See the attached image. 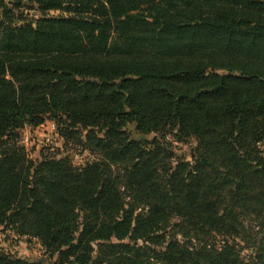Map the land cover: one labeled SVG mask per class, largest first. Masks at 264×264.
Listing matches in <instances>:
<instances>
[{
	"label": "trees",
	"instance_id": "trees-1",
	"mask_svg": "<svg viewBox=\"0 0 264 264\" xmlns=\"http://www.w3.org/2000/svg\"><path fill=\"white\" fill-rule=\"evenodd\" d=\"M47 119L93 160H31ZM0 227L55 264H264V0H0Z\"/></svg>",
	"mask_w": 264,
	"mask_h": 264
},
{
	"label": "rangeland",
	"instance_id": "rangeland-1",
	"mask_svg": "<svg viewBox=\"0 0 264 264\" xmlns=\"http://www.w3.org/2000/svg\"><path fill=\"white\" fill-rule=\"evenodd\" d=\"M10 6V3H7ZM23 15L25 22L33 21L38 16L27 9V4L23 2L18 9ZM60 12H48V17L61 16ZM149 138L152 135L148 136ZM166 141L171 145L173 152L178 156L190 160L192 151L195 147V141L189 139L183 143L177 142L172 135L166 137ZM19 144L24 147L28 157L31 160L39 159L41 154H54L59 158H67L73 167H81L93 158L80 146L65 145L63 140L56 134L54 123L47 119L41 125L35 128L24 127L19 131ZM0 251L9 254L15 258L29 262H39L42 264H55V259L49 258V255L39 246L34 239L18 237L10 230H3L0 227Z\"/></svg>",
	"mask_w": 264,
	"mask_h": 264
}]
</instances>
